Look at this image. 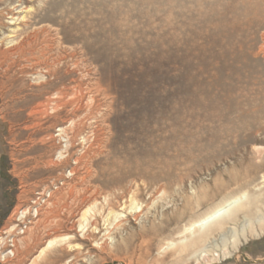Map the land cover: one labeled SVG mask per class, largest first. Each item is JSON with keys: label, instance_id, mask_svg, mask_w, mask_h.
Returning a JSON list of instances; mask_svg holds the SVG:
<instances>
[{"label": "rangeland", "instance_id": "1", "mask_svg": "<svg viewBox=\"0 0 264 264\" xmlns=\"http://www.w3.org/2000/svg\"><path fill=\"white\" fill-rule=\"evenodd\" d=\"M0 264H264V0H0Z\"/></svg>", "mask_w": 264, "mask_h": 264}, {"label": "bare ground", "instance_id": "2", "mask_svg": "<svg viewBox=\"0 0 264 264\" xmlns=\"http://www.w3.org/2000/svg\"><path fill=\"white\" fill-rule=\"evenodd\" d=\"M238 200H231V201H227L217 207H215L214 209H212L210 212H208L206 215H204L203 217H201L194 225V228H199V229H203L205 227H207L208 225H210L211 223L217 222L219 220H221L224 216L228 215L231 211V208L234 206L235 203H237ZM53 242H48L45 250H49L50 248L53 247Z\"/></svg>", "mask_w": 264, "mask_h": 264}]
</instances>
